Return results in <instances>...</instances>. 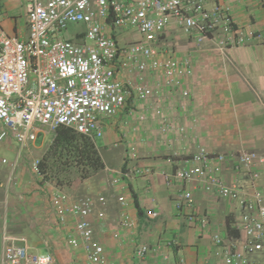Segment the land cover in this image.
Instances as JSON below:
<instances>
[{
  "label": "built area",
  "instance_id": "obj_1",
  "mask_svg": "<svg viewBox=\"0 0 264 264\" xmlns=\"http://www.w3.org/2000/svg\"><path fill=\"white\" fill-rule=\"evenodd\" d=\"M26 12L29 27L26 37L9 34L0 25V122L3 125L0 142L12 136L19 151L36 139L38 129L54 132L60 125L96 141L104 132L101 119L116 115L129 102L145 106L141 112L129 107L130 115L141 121L149 113L163 117L162 132L173 130L172 119L156 100L164 88L180 89L182 97H188L184 84L193 70L188 58L173 56L159 45L167 29L176 25L198 45L210 40L223 56L228 48L258 36L253 30L247 33L240 30L231 8L215 0H28ZM73 22L82 23L84 29L75 34V39L65 38L64 31ZM120 29L133 31L140 39L120 43L114 31ZM82 32L83 41H78ZM123 71H135L136 78L122 80L119 74ZM154 72L161 74L163 80L152 84L148 76ZM174 131L184 133L186 129L178 126ZM132 155L136 157L134 147ZM231 156L235 159V169L245 170L253 181L251 191L237 183L225 182L221 172L228 155L213 153L205 147H200L186 160L187 164L165 178L170 185L191 182L205 191L216 190L223 198L239 201L243 211L238 228L245 238L226 241L215 233L213 240L218 246L215 254L220 262L248 264L252 254L264 250V191L254 182L260 175L258 168L264 166V153L241 149ZM7 162L6 158L2 159V163ZM33 169L43 176L39 157L33 161ZM109 171L113 186H119L122 180L131 182L153 173L149 167L138 166L109 168ZM111 199L122 207L128 203L126 196L111 190L76 199H71L60 187H55L52 193L51 202L60 223H66L69 217L75 220L67 241L71 247L83 249L86 264H111L89 220L94 213L103 217ZM194 202L192 190H180L178 207L184 204L191 208ZM188 218L203 232L208 227L205 216L192 213ZM119 224L132 229L136 222L123 213ZM119 235V231L113 234ZM2 239L1 264H59L54 253L33 251L23 237L5 230ZM176 243V239H170L153 248L147 242H140L134 255L143 260L153 249ZM162 256L168 259L167 254ZM200 264L217 263L205 258Z\"/></svg>",
  "mask_w": 264,
  "mask_h": 264
},
{
  "label": "crops",
  "instance_id": "obj_2",
  "mask_svg": "<svg viewBox=\"0 0 264 264\" xmlns=\"http://www.w3.org/2000/svg\"><path fill=\"white\" fill-rule=\"evenodd\" d=\"M215 1L231 8L232 18L240 30L246 33L253 30L258 36L228 48L223 56L210 40L198 45L176 25L167 29L163 36L168 41L166 44L161 41L159 45L173 56L188 58L193 72L184 84L188 97L183 98L180 89L164 88L156 101L163 104L173 128L184 126V133L174 129L163 133V117L149 113L141 121L136 115H130L129 107L141 112L145 106L129 102L116 115L101 119L104 132L96 144L105 162L104 169L86 179H76L71 185H58L33 170L34 157L41 158L45 153L54 139L53 131L38 129L36 139L20 151L12 136L4 141L7 144L3 147L9 146L15 157L4 155L1 147L0 264L5 230L25 238L35 252L54 253L59 264H86L83 249L73 248L67 241L74 230V218L69 217L62 224L54 210L51 196L55 187L63 189L71 199L97 196L109 190L126 196V206L111 199L103 217L97 213L89 216L95 237L105 247L111 264H200L205 258L223 264L215 254L218 246L213 235L219 233L226 241L245 238L238 228L243 211L238 200L223 198L216 190L208 192L191 182L170 185L165 178L166 174L187 164L186 160L200 147H205L213 153L228 155L221 172L225 182L237 183L251 191L253 181L245 170L235 169L231 155L241 149L264 153V0ZM27 2L0 0V25L7 33L28 35ZM119 77L134 80L136 72L123 71ZM162 80L159 73L148 76L152 84ZM0 128H3L1 122ZM132 147L136 157L132 155ZM3 158L8 162L2 163ZM131 166L149 167L153 173L131 182L122 180L119 186H113L109 168ZM258 170L260 175L254 182L264 191V166ZM182 189L192 190L193 207L184 204L178 207ZM123 213L136 222L132 229L120 226ZM192 213L208 219L204 232L189 220ZM116 231L120 233L118 237L113 236ZM170 239H176L177 243L153 249L143 260L134 255L140 242L154 248ZM248 264H264V250L252 254Z\"/></svg>",
  "mask_w": 264,
  "mask_h": 264
},
{
  "label": "trees",
  "instance_id": "obj_3",
  "mask_svg": "<svg viewBox=\"0 0 264 264\" xmlns=\"http://www.w3.org/2000/svg\"><path fill=\"white\" fill-rule=\"evenodd\" d=\"M83 36L82 32L78 38ZM104 167L96 141L64 125L56 128L52 143L40 158L41 173L58 185L70 184L74 173L86 179Z\"/></svg>",
  "mask_w": 264,
  "mask_h": 264
},
{
  "label": "rangeland",
  "instance_id": "obj_4",
  "mask_svg": "<svg viewBox=\"0 0 264 264\" xmlns=\"http://www.w3.org/2000/svg\"><path fill=\"white\" fill-rule=\"evenodd\" d=\"M83 29H84V25L82 23H75V22H73V23H70L67 26V29L64 31V34L63 35H64L65 38L75 39V34L79 30H83ZM114 31H115V34L117 36V39H118V41L120 43H125V42L130 41V40L140 39V36L137 33L133 32V31H130V30L120 29V30H114ZM163 35L160 37L158 43H161V41H162L163 43L166 44V42L168 41V39H166L167 37H164ZM78 41H83V38H79ZM4 141L0 142V155L2 156V153H3L4 155H6V156H8L10 158H14L15 157V154H14L13 150L9 146L8 147H3L5 144H7ZM1 147H2V153H1ZM36 158L37 157H34V160ZM32 167H33V163H32ZM76 179H81V178L78 176L77 173H74V179H73V181L76 180ZM72 182L70 183V185L72 184Z\"/></svg>",
  "mask_w": 264,
  "mask_h": 264
}]
</instances>
